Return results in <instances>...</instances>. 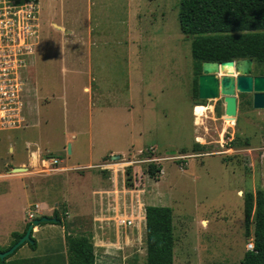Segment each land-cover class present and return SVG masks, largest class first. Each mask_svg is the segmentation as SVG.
I'll return each mask as SVG.
<instances>
[{"label":"rangeland","instance_id":"1","mask_svg":"<svg viewBox=\"0 0 264 264\" xmlns=\"http://www.w3.org/2000/svg\"><path fill=\"white\" fill-rule=\"evenodd\" d=\"M37 3L40 44L29 79L28 127L0 131V176L28 165V149L61 163L46 176L0 177V225L22 224L26 210L46 203L44 216L57 211L66 223L74 215L76 225L66 229L72 235L91 238L95 224L103 225L116 246L96 248L97 264H146L145 210L168 207L174 264L241 262L254 232V224L246 229L244 198L264 191V109H253L251 94L236 93L238 114L231 118L222 93L197 98L191 41L179 24L181 0ZM248 60V75L264 76V64ZM91 85L94 106L84 91ZM198 103L207 107L202 118L193 112ZM111 151L121 159L113 161ZM107 164L127 172V192L121 191L128 206L103 216L102 207L69 206L88 199L92 175ZM150 164L159 170L153 177ZM128 220L134 226H124ZM6 238L2 227L0 240Z\"/></svg>","mask_w":264,"mask_h":264},{"label":"trees","instance_id":"2","mask_svg":"<svg viewBox=\"0 0 264 264\" xmlns=\"http://www.w3.org/2000/svg\"><path fill=\"white\" fill-rule=\"evenodd\" d=\"M179 24L182 34L191 41L196 78L201 75L205 62L226 64L253 59L257 64H264V0H181ZM218 35L224 36L218 40ZM201 148L200 145L195 146V150ZM148 172L153 177L159 170L155 164H150ZM244 214L247 231L254 224V250L247 251L238 264H264L263 190H258L255 195H245ZM54 217L60 220L58 225L66 228V223L57 211ZM145 218L146 264H174L173 211L168 207L148 206ZM29 225L23 233H14L12 244L6 249L0 248V253L17 243ZM67 233L68 264H96L92 239ZM32 241L24 243L12 255L0 260V264H19L9 261L10 258L26 244L35 249L37 243L34 238Z\"/></svg>","mask_w":264,"mask_h":264},{"label":"built area","instance_id":"3","mask_svg":"<svg viewBox=\"0 0 264 264\" xmlns=\"http://www.w3.org/2000/svg\"><path fill=\"white\" fill-rule=\"evenodd\" d=\"M38 4L37 0H0V131L28 127L30 69L40 44ZM33 155L31 152L28 165L19 166L27 168V172L14 173L11 169L8 175L0 177L46 176L58 170L60 160L36 153L33 162ZM34 207L30 222L38 213V205ZM253 250L251 240L247 251Z\"/></svg>","mask_w":264,"mask_h":264},{"label":"crops","instance_id":"4","mask_svg":"<svg viewBox=\"0 0 264 264\" xmlns=\"http://www.w3.org/2000/svg\"><path fill=\"white\" fill-rule=\"evenodd\" d=\"M35 57H36V54H35ZM32 67L30 69V75H31ZM62 69H63V73L67 75L68 73L64 71L67 69H65V67L64 68L62 67ZM78 69H80V66H78ZM141 83H144V82L142 81ZM92 89L93 87L91 85L89 86L88 89L87 87L84 88V91L88 93L90 104L94 106L92 102L93 101L92 99H94L92 96L93 95ZM144 90H145V86H144L143 91ZM131 94H134L133 90H131ZM197 105L202 106L203 104L198 103ZM197 105H195L193 108H195ZM204 107L207 109L205 105ZM225 116L227 117L226 113H225ZM234 117L235 116H232L231 118H234ZM234 124L235 122L233 121L231 123V126H234ZM69 146L71 149V153L69 155H71L73 153L72 145L71 143L68 142V147ZM28 151H30V156H31V152H32V155L33 154L35 155L36 153L43 154L41 153V150L37 148L31 149V150L28 149ZM168 153L171 154L174 152L170 151ZM117 154H120V153L111 151L110 155L108 156H115ZM106 156L102 158V162L103 161L105 162V160L107 159ZM90 165L91 164L87 165V167H90ZM67 167L68 166H64V168H62L63 169L62 173H67L66 171L64 172L65 169H69ZM101 168L102 167H100L99 169ZM126 175H127V172L124 169L121 170L120 168H115L114 164H107L103 166L102 171L100 170L99 173L92 175L93 179L91 182V190H90L88 199L87 198L80 199L78 201V204H75V203L72 204V201H71L69 206H76V205L77 206H91V208H97V207L101 208L102 207L100 209L102 216L104 215L105 212L107 213L109 211L113 212V215H115V211H117L116 207H118L120 210L121 206H128L127 205L128 201L125 200V196L122 195L123 192L121 191L123 189L124 191L127 192L126 186L125 185L122 186V183H124ZM77 176L81 177V175H77ZM83 177H86V176H83ZM84 191L79 192L77 190L79 195H84L85 194ZM24 192H25V195L27 194L31 195L30 193L26 191ZM132 200H133L132 206L133 205L137 206L136 205L137 203L135 204L134 199ZM36 205H38V208H39L38 209L39 218L46 215L47 212L43 213L41 211L48 210L49 208L48 205L46 203H43V204L37 203L35 204V206ZM104 207H108V208L105 210ZM26 211H27L26 216L23 215L24 219L22 220V224L10 226V227H6V225H3L4 223L0 225V230L2 229V227L7 228V238L5 240H0V248L6 249L12 244L14 240V237H13L14 233L21 234L24 232L27 224L30 223V220L27 219L28 218L27 214L31 210L28 209ZM101 215H99V217H101ZM73 216H70L72 218L71 220H67L68 222H66V228L65 226H61L58 224H49V225L45 224L46 226L41 225L35 228L33 230L32 238H34V240L36 241L37 247L35 249H32L28 244L24 245L17 252L18 253L17 256H13L12 258H10L9 261H16L19 264H68V248H67V243H66V233L68 232L67 234H70V235H72V233L66 229H67V226H71L73 222H74L73 225H76V222H75L76 218H74ZM77 219H80V221L82 222V220H85L87 218H85V216L83 217L80 216V217H77ZM144 219L146 218L144 217ZM130 222H131L130 226H134L135 221L133 222L130 221ZM5 224H8V221H5ZM95 225H96L95 228L92 229L93 237H91V239L93 240L94 247H95V253H97L96 248L102 249V248H106L107 246H116V244H111L112 243L111 239L106 238L104 232L102 234L101 228H103V225L102 224L98 225L97 223ZM124 226H127V224ZM122 227H123V224H122ZM106 242H109V244L106 245L105 244ZM97 258L98 257L96 254V262H97Z\"/></svg>","mask_w":264,"mask_h":264},{"label":"water","instance_id":"5","mask_svg":"<svg viewBox=\"0 0 264 264\" xmlns=\"http://www.w3.org/2000/svg\"><path fill=\"white\" fill-rule=\"evenodd\" d=\"M248 60V59H244ZM241 61V60H237ZM231 62V61H230ZM206 63V62H205ZM203 63L202 72L198 78V97L201 101L214 100L222 93L225 95V113L231 116H237L238 114V102L235 96L238 94H251L252 95V107L255 110L264 109V76H252L247 74H239L235 79L229 77H223L220 79L216 74L208 73ZM217 63V62H213ZM225 63V62H223ZM222 64V63H218ZM221 88V92H220ZM69 154L71 153L70 146L68 148ZM113 161H118L121 156L115 155L111 158ZM14 173H25L27 168L16 167L12 170ZM60 220L57 217L43 216L36 218L30 222V225L25 235L15 243L6 252L0 253V260H4L6 257L12 255L19 247L24 243L32 241L33 230L42 224H59Z\"/></svg>","mask_w":264,"mask_h":264},{"label":"bare ground","instance_id":"6","mask_svg":"<svg viewBox=\"0 0 264 264\" xmlns=\"http://www.w3.org/2000/svg\"><path fill=\"white\" fill-rule=\"evenodd\" d=\"M205 70L210 74H217L221 70L222 72H234L237 71L238 74H247L251 70V63L249 60H241L236 61L235 64L233 63H205L204 65ZM221 91V88H220ZM194 115L196 117H203L206 113V108L204 106H196L193 109ZM227 116H231L226 114ZM33 161L36 160V158L33 156Z\"/></svg>","mask_w":264,"mask_h":264},{"label":"flooded vegetation","instance_id":"7","mask_svg":"<svg viewBox=\"0 0 264 264\" xmlns=\"http://www.w3.org/2000/svg\"><path fill=\"white\" fill-rule=\"evenodd\" d=\"M256 77V76H255Z\"/></svg>","mask_w":264,"mask_h":264}]
</instances>
